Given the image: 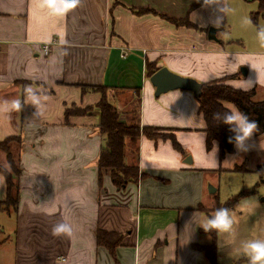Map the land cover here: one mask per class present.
Masks as SVG:
<instances>
[{
  "label": "crops",
  "instance_id": "obj_1",
  "mask_svg": "<svg viewBox=\"0 0 264 264\" xmlns=\"http://www.w3.org/2000/svg\"><path fill=\"white\" fill-rule=\"evenodd\" d=\"M63 2L0 0V142L21 138L17 210L0 209V264H208L194 246L209 243L210 236L199 228L190 236V225L216 206L222 174L234 173L235 166L247 173L264 165V134L253 137L240 158L233 146V153L220 159L217 142L206 150L194 95L176 90L155 97L146 65L200 84L224 79V85L255 90L256 99H263L264 41L251 28L258 31L264 20H258L257 30L250 20L257 3L78 0L60 13ZM239 25L248 38L231 32ZM210 27L218 29L216 41L207 38ZM236 40L245 46H235ZM45 43H52L47 56ZM96 86L106 87L120 122L126 123L127 111L122 96H135L140 126L171 131L181 147L177 151L170 140L141 136L142 177L121 191L105 174L98 186L96 164L104 142L98 112L67 120L63 115L72 106H95L101 95L82 89ZM134 156L126 153L125 161ZM5 196L0 174V203ZM60 222L71 225L70 235H52ZM97 230L122 235L116 261L97 246Z\"/></svg>",
  "mask_w": 264,
  "mask_h": 264
},
{
  "label": "trees",
  "instance_id": "obj_2",
  "mask_svg": "<svg viewBox=\"0 0 264 264\" xmlns=\"http://www.w3.org/2000/svg\"><path fill=\"white\" fill-rule=\"evenodd\" d=\"M249 1V0H243ZM257 3V10L252 12L250 20L253 25H257L259 19L264 20V0H252ZM138 14H144V11H137ZM173 24H183L189 26L185 21L180 22L172 20ZM147 76L150 77L158 69L154 64L148 63L146 65ZM224 79L216 80L208 84H201V92L196 102L198 104V113L202 116L205 128V147L206 150L211 148L213 142H217L219 148L220 159L226 155L233 153V144L228 142V138L231 133L228 131L227 126L219 124L218 120L213 118L215 113L223 114L227 108L224 107L225 103L235 105L243 113L247 114L250 119H253L258 124V130L254 137H261L264 134V98L256 99V91H241L233 89L224 85ZM83 93L88 91L99 93L101 100L92 107L80 109L72 106L69 109L64 110V118L67 120L69 117L88 116L92 112L97 111L100 116L99 125L97 126L98 132L104 137V142L100 148L98 160H97V172H98V186H102L103 174L108 175L112 186L121 191L126 188L128 184L136 183L142 174L139 173L137 165V145L139 138L144 136L145 138L157 141V140H170L173 148L177 151H181L180 145L177 143L171 131L141 127L139 124V101H137V108H129L124 113L126 115V123L120 122V114L117 109L107 102L106 100V87H83ZM137 94V91H136ZM161 132L167 134L163 135ZM21 149V138L19 136L8 137L0 142V151L4 154L5 163L7 169L0 166V174L3 176L6 184V196L3 202L0 203V209H11L14 213L17 210L18 204V179L21 174L19 166V154ZM131 152L135 156L130 163L125 161L126 153ZM234 172H241L239 166L234 167ZM255 173L258 174V183L264 184V165L259 166ZM253 191L247 194H252ZM243 195V194H241ZM235 201L232 203L228 201L223 206L216 199V206L208 213L211 215L217 208L226 207L231 208ZM210 242L201 245L194 246L208 261V264H218V253L216 247L217 233H209ZM97 246L104 247L115 259V248L121 245L122 235L114 232H106L103 230H97L95 233ZM247 261V259H239L237 263L241 261Z\"/></svg>",
  "mask_w": 264,
  "mask_h": 264
},
{
  "label": "clouds",
  "instance_id": "obj_3",
  "mask_svg": "<svg viewBox=\"0 0 264 264\" xmlns=\"http://www.w3.org/2000/svg\"><path fill=\"white\" fill-rule=\"evenodd\" d=\"M78 0H64V2L57 9L60 13H67L76 7ZM257 37L264 41V28L257 31ZM27 93L30 94L33 101H37L36 94L31 87L26 88ZM15 106H20L19 101H15ZM213 118L219 121V124L227 126L231 135L228 138V142L233 144L237 155L240 153H246L250 148V141L254 137L258 130V124L255 120L250 119L249 116L243 113L235 105L229 106V108L223 113H215ZM240 158V157H239ZM244 202L240 205L245 211H251L253 208H258L260 205L253 198H244ZM239 223L237 214L229 208L220 207L217 208L211 215H204L200 218L198 223L190 225L191 234L197 229L203 230L204 233H219L226 234L231 237V243L236 240V228ZM53 236L70 235L72 227L70 224L60 222L55 224L51 229ZM190 238V237H189ZM225 244L220 242L217 246L219 249L225 248ZM235 252L247 259L248 264H264V239L258 236L242 239L239 241L238 247L235 248Z\"/></svg>",
  "mask_w": 264,
  "mask_h": 264
},
{
  "label": "rangeland",
  "instance_id": "obj_4",
  "mask_svg": "<svg viewBox=\"0 0 264 264\" xmlns=\"http://www.w3.org/2000/svg\"><path fill=\"white\" fill-rule=\"evenodd\" d=\"M251 1L252 0H249L247 2ZM263 25L264 24H262L259 29L264 28ZM254 29L257 30L258 26L256 25ZM251 30L253 31V28H251ZM232 31L236 34H242V36L248 38L245 27L242 28L239 25L237 28L231 30V32ZM252 31L251 33L257 32ZM227 32L229 33L230 30H227ZM233 43L238 47L245 46L243 40H236ZM123 98L125 104L122 111H125L129 108H137V99L135 98V96H133L132 98H125L122 96V99ZM126 104L128 105L125 108ZM161 133L163 135H167L163 132ZM0 166L4 169L8 168L7 164L5 163L4 154L1 151ZM239 169H242V171H244V167L242 166H240ZM209 187H212V185H210ZM251 191H253L252 194H247ZM215 195L218 197V201L222 206L228 201H230L231 203L235 201L230 208L237 214L239 219V223L235 226L237 234L235 242L229 245L231 237L227 236L226 234L217 233L216 237V247L220 244V242H223L226 245L223 249H219L217 247V253L219 256L218 264H235L239 259L244 258L243 256H240L235 252V248L238 247L240 240L251 238L253 236H258L259 238L264 239V184L258 183V176L253 171L247 173L232 172L230 174H222L218 179V189ZM253 197L256 199V202L260 205V207L253 208L251 211H245L240 207V205L244 202V198ZM213 207L214 206H211V208ZM211 208L205 210L207 212H210L212 210ZM204 239L206 240V237H204ZM240 264H248V261L243 260L240 262Z\"/></svg>",
  "mask_w": 264,
  "mask_h": 264
},
{
  "label": "water",
  "instance_id": "obj_5",
  "mask_svg": "<svg viewBox=\"0 0 264 264\" xmlns=\"http://www.w3.org/2000/svg\"><path fill=\"white\" fill-rule=\"evenodd\" d=\"M218 29L210 27L207 31V38L210 41H216V32ZM243 75L245 69H241ZM150 84L154 87V96L158 97L170 91L182 90L191 92L195 98H198L201 92V84L191 78L181 77L170 72L167 68H160L149 77ZM215 190L208 188V193L213 194Z\"/></svg>",
  "mask_w": 264,
  "mask_h": 264
},
{
  "label": "built area",
  "instance_id": "obj_6",
  "mask_svg": "<svg viewBox=\"0 0 264 264\" xmlns=\"http://www.w3.org/2000/svg\"><path fill=\"white\" fill-rule=\"evenodd\" d=\"M52 43H45L42 45V55L47 56L50 53Z\"/></svg>",
  "mask_w": 264,
  "mask_h": 264
}]
</instances>
